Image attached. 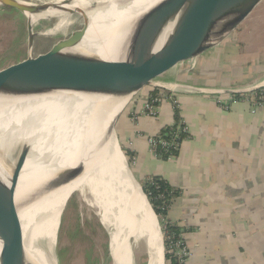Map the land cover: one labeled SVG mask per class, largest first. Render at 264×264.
Returning a JSON list of instances; mask_svg holds the SVG:
<instances>
[{"label":"bare ground","instance_id":"obj_1","mask_svg":"<svg viewBox=\"0 0 264 264\" xmlns=\"http://www.w3.org/2000/svg\"><path fill=\"white\" fill-rule=\"evenodd\" d=\"M127 1L70 0L63 7H50L30 17L34 22L57 17L60 22L55 29L59 30L75 14L73 10L87 11L89 28L74 50L100 55L115 75L122 77L121 69L114 64L126 63L128 52L117 40L129 21L160 0ZM102 6L107 8L102 9ZM194 35L174 25L164 26L157 33L147 57L150 61L177 57L194 43ZM107 101L106 97L61 88L0 97V183L19 178L17 201L60 170L75 166L79 161L85 167L76 180L37 196L33 202L19 208L21 226L7 244L8 264H18L26 256L34 264H58L54 248L59 217L76 191L96 210L109 230L110 250L115 258H119L121 245L132 236L121 264L134 263L135 252L142 248L147 250L150 264H164L163 234L158 217L129 170L116 136L102 141L107 125L126 100L100 111L98 106H105Z\"/></svg>","mask_w":264,"mask_h":264},{"label":"crops","instance_id":"obj_2","mask_svg":"<svg viewBox=\"0 0 264 264\" xmlns=\"http://www.w3.org/2000/svg\"><path fill=\"white\" fill-rule=\"evenodd\" d=\"M23 17L0 6L6 30L9 21L14 24ZM10 48H16L15 37ZM165 75L164 81L205 88L260 87L240 96L160 89L177 103L164 99L154 117L135 112L154 89L148 87L133 98L116 131L133 153L140 182L160 176L179 191L167 218L185 229L188 264H264V4L218 46ZM177 113L188 137L176 157L164 159L151 151L147 138L177 122Z\"/></svg>","mask_w":264,"mask_h":264},{"label":"water","instance_id":"obj_3","mask_svg":"<svg viewBox=\"0 0 264 264\" xmlns=\"http://www.w3.org/2000/svg\"><path fill=\"white\" fill-rule=\"evenodd\" d=\"M59 1L61 2L57 3L52 0L44 3H28L23 0H0V6L15 9L28 18L27 32L30 52L24 59L0 68V97L45 93L54 88H61L72 93L106 97L109 101L105 106H98L100 111H106L115 102L126 100L123 108L114 115L107 125L102 138V141H106L113 135L117 138L116 127L120 117L133 98L145 88L171 91L193 89L210 94H237L260 88L252 87L244 90L205 88L187 83L164 81L162 78L178 66H186L195 62L200 56L229 38L246 16L251 15L264 4V0L158 1L138 18L129 21L117 40L122 49L128 52L126 63L114 64L121 69L122 77H117L108 66L107 61L100 55L74 50L83 41L89 28L90 21L87 11L79 9L72 11L80 13L84 18L81 28L73 31L70 36L59 40L48 51L37 56L31 54L36 33L33 32L34 20L30 16L37 15L50 7H63V5L69 4L70 0ZM101 8L107 7L102 6ZM167 25H174L177 28L194 32L195 41L185 53L177 57L150 61L147 53L159 30ZM94 106L97 108V105ZM84 169V163L79 161L75 166L60 170L39 188L31 190L21 201L16 200L19 178L11 180L9 183H0V264H8L7 244L18 233L21 226L19 208L22 205L30 204L37 196L71 183L83 174ZM135 179L139 181L137 178ZM63 213L59 217L55 247L58 242ZM131 239L132 236H129L124 242L125 245H121L119 248V258H115L110 250L113 263L121 264L125 248L131 246ZM163 248L165 249L164 240ZM54 255L57 259L55 248ZM150 262L149 258L148 264ZM18 264L34 263L26 256Z\"/></svg>","mask_w":264,"mask_h":264},{"label":"rangeland","instance_id":"obj_4","mask_svg":"<svg viewBox=\"0 0 264 264\" xmlns=\"http://www.w3.org/2000/svg\"><path fill=\"white\" fill-rule=\"evenodd\" d=\"M23 1L28 3H44L52 0ZM16 21L14 24L9 21L10 27H8L7 30L5 28V23L2 25L1 22L3 21H0L2 25L0 27V65L6 64L9 60H17L19 57H23L25 54L28 55V53H30L28 49L27 32L28 18L23 17L22 21ZM59 22L60 19L57 17L42 18L34 22L33 32L36 34L34 37L33 49L31 50L32 55L37 56L38 54L44 53L51 49L59 40L70 36L73 31L83 26L84 18L80 13H75L68 19L63 28L56 30L55 28ZM13 37H15L16 40V48L12 50L10 45L12 44ZM22 52L23 54L20 55ZM196 68L197 67L190 70L193 71ZM170 75L171 78L174 77L173 73L168 74V76ZM165 76L168 77L167 75ZM117 139L127 161L129 170L135 176V163L133 159L131 161L130 157L125 153V147L118 136ZM138 182L140 184L142 183L140 181ZM157 219L162 230V224L159 218ZM109 238V230L103 225L99 216H97L96 210L83 201L78 191L74 192L69 197L64 210L58 234V242L55 247L58 264H113V259L110 255ZM135 253L134 263H147V250L142 248ZM164 264H166V261H164Z\"/></svg>","mask_w":264,"mask_h":264},{"label":"built area","instance_id":"obj_5","mask_svg":"<svg viewBox=\"0 0 264 264\" xmlns=\"http://www.w3.org/2000/svg\"><path fill=\"white\" fill-rule=\"evenodd\" d=\"M163 92L158 93L156 96H153L150 93L141 108L138 111L135 110L136 114L140 113L146 116L154 117L158 114L159 105L164 99L177 103L175 97ZM249 92H242V94L246 95ZM260 97V99H262L261 95ZM219 104L224 105L221 99L219 100ZM168 127L174 128L169 134V137L164 138L161 132L157 135L149 136L147 140L151 151L155 155L162 157V155L166 153L168 154L167 159H170L176 157L179 153L183 140L188 137V127L183 121H180L179 124H176L175 122ZM168 248L172 253H174L178 260V264H188V260L191 256V250L189 249L187 243L184 242L183 236L180 235L178 238L170 237Z\"/></svg>","mask_w":264,"mask_h":264},{"label":"trees","instance_id":"obj_6","mask_svg":"<svg viewBox=\"0 0 264 264\" xmlns=\"http://www.w3.org/2000/svg\"><path fill=\"white\" fill-rule=\"evenodd\" d=\"M256 90L252 91L253 93ZM259 90L258 92H260ZM160 92V89L154 88L151 93L153 96H156ZM240 96V93L236 94ZM244 95V94H242ZM180 123V119L177 113V122ZM174 128L166 127L162 130V136L164 138L169 137V134L173 131ZM125 153L130 157V160L133 159V153L127 149L124 150ZM164 159L168 158V154L164 153L162 155ZM142 189L146 194L154 212L162 224V230L164 234V256L166 264H178V260L175 257L174 253H172L169 248V240L170 237L178 238L183 236L185 229L180 227L178 224L172 222L167 218L168 211L174 201V199L179 196V191L173 188L164 178L160 176H149L146 177L141 183ZM60 260V259H59Z\"/></svg>","mask_w":264,"mask_h":264}]
</instances>
